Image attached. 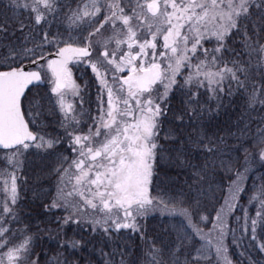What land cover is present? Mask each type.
<instances>
[{
  "label": "trees",
  "instance_id": "1",
  "mask_svg": "<svg viewBox=\"0 0 264 264\" xmlns=\"http://www.w3.org/2000/svg\"><path fill=\"white\" fill-rule=\"evenodd\" d=\"M84 1L66 0L60 3L56 0L54 13L51 11V5L43 7L42 3L33 0L27 2L30 8L35 7V13H27L22 8L9 11L0 5V24L7 26L6 34L0 32V49L10 44H26L28 48H32L34 45L31 41L35 40L38 44V38L43 32L75 42L74 36L78 39L80 32L69 31L65 27L70 12ZM20 2L23 3L24 0ZM137 2L138 0H124L123 4L130 11ZM259 11L252 8L250 15L247 18L241 17L239 21L241 26L248 25L247 30L251 37L250 41L245 42L248 47L240 48L241 42L231 46L235 47L236 52H249L248 56H239V61L246 67L249 64L252 66L244 77V88L234 91L231 96L224 95L219 109L215 107V101H209V111H205L199 122H193L195 127L185 125L184 128L177 129L175 122L162 125L161 135L165 132H176L181 138H190V141H185L182 156L178 157L176 153L166 154L165 159L161 161L162 167L157 170L158 178H155L150 186L152 194L157 195L156 200L140 204L135 209L133 218L141 229L140 235L124 230L114 234L109 248L104 249L105 252L116 249L117 255L112 257L113 264H120V260H123L124 264H228V258L233 264H243L242 257L237 253L244 252L245 246L250 257H254L258 264H264V253H259L252 246L248 236L241 231L243 217L237 219L240 211H233L237 203L239 208L246 205L247 201L242 198L253 189V183L264 184V162L259 157L264 151V136L258 134L264 130V104L259 102L264 100V68L258 58L259 47L264 43V14ZM35 15H42L44 19V23L38 27L34 23ZM21 24L25 26L23 31L20 30ZM253 24L262 30L256 32L253 30ZM234 38L241 39L239 36H233L232 39ZM94 49L96 50L95 47ZM88 77L89 72L86 69L82 76L86 80V87L82 92L83 101L87 104L83 116L92 120L89 113H93L99 95L96 91L91 92L96 86L93 85V79ZM43 80V83L33 87L31 91L37 99L31 100L30 106L27 99L23 101V107L27 110L26 116H29L30 111L34 113L35 120L40 125L31 124L29 121L31 127L39 130L41 134L46 133L45 139L61 136L67 143L63 135L55 133L57 129L49 114L50 102L47 99L48 80ZM79 82L82 84V81ZM231 87L236 89L235 84ZM183 94L177 89L176 98L169 101L173 109L169 112L168 120L174 119L177 109L183 111L180 104ZM256 95L257 102L250 106ZM202 99H207L206 93H202ZM252 116L258 119L253 120ZM199 139H203V143H192ZM205 146L215 150L206 152ZM30 151L33 154L20 155L16 169L22 195L20 201H23L22 211L20 209L18 213L22 218L21 224L26 225L29 230L22 231L31 233V237H28L31 241L28 240L26 249L21 252L26 259L22 263L30 264L34 261L37 264H56L59 256L61 259L68 257L69 264H97V257L91 253L103 247L104 234L99 232V229L113 227V223H109L107 216L103 215L106 214L104 210L101 212L98 208L97 210L88 206L87 214L79 217L81 223L74 225L72 231H62L57 224L54 233L50 235L48 233L52 228L47 217L43 219L40 216L46 213L35 216L38 215L35 209H42L38 201L53 197L52 169L59 165L67 166L69 157H73L72 152L63 145L52 150ZM4 152L6 151L0 153ZM64 154L68 157L66 161H63ZM0 161L3 162L1 158ZM3 166L1 163L0 167ZM197 172L199 176H196ZM61 173L62 171L54 173L56 184L65 181L64 176H59ZM241 189L244 191L241 192ZM60 191L61 188H57L55 193ZM229 205L231 208L227 210ZM219 208L220 211L225 208L226 213L224 226L220 229L217 228L221 224L219 220L216 228L214 225V213L219 212L216 211ZM249 212L254 214L256 208L250 207ZM114 217L111 215V220ZM203 217L206 219H202ZM127 222L131 223L132 219ZM93 228L98 231L96 237V233L92 232ZM211 235L217 240L218 252L212 249L208 250L207 255L202 253L200 256L197 249L210 244ZM259 235H264L260 228ZM236 237L241 239L240 243L234 241ZM65 239L81 241V247L76 249V256L71 255L70 247L65 250L58 244ZM38 256L41 258L36 260Z\"/></svg>",
  "mask_w": 264,
  "mask_h": 264
},
{
  "label": "snow or ice",
  "instance_id": "2",
  "mask_svg": "<svg viewBox=\"0 0 264 264\" xmlns=\"http://www.w3.org/2000/svg\"><path fill=\"white\" fill-rule=\"evenodd\" d=\"M46 3L47 0H45V4ZM164 3L166 8L170 6L169 0H164ZM177 3H181V0H171L172 7ZM192 4L194 5V9H185V6L181 3V10H186L188 13V21L187 23L181 24L182 31L180 35L184 36V41L189 52L188 58L183 62L185 65L184 70L191 72L192 69L188 67V65L196 60L197 56L202 58L196 64L198 79L194 78L196 79V83H193V80L189 79L185 84H179L178 81L183 79V77L178 75L173 78L171 87L164 85L166 90L161 96H157L155 99L151 96H145L144 94L150 93L153 90V85L160 81L162 73L156 72L155 75H152V66H145L144 60H140V72L143 76H149L150 79H147L142 85H136L135 82L132 84L128 83L129 68L126 67L116 69V71L120 73L118 83H114L117 81L115 75L111 76L109 79V69L102 68L100 63L98 64L91 60L93 50L87 42L83 47H75L71 39L65 40L49 32H43L38 38V44L35 40L31 41L34 45L32 48H28L26 44H10L8 47L0 49V76L14 74L20 78L18 83H14L10 89L9 119L13 127L9 139L12 142L8 144L0 142V152L8 148L13 150L19 149L21 155L27 156L33 154L30 150H52L63 145L69 152L75 153L76 146H83V142L90 139L86 134L69 131L71 125L79 126L80 120L70 115L74 111V105L72 102L66 100V96L69 92L73 95H78L77 89L79 87L73 79V70L70 64L83 63L89 68L93 74V78L98 81V86L106 92V98L102 95L101 99L98 101L99 114L97 115L105 119L106 128L112 127L116 122L118 118L116 111L121 104L132 109L134 101L135 107L147 114L141 122L144 135L133 137V143H137L138 146L124 149L122 144L119 145V151L121 153H128V158H122L119 163L130 169L138 168L142 177L140 182L135 184L130 183L124 191L131 192L135 196L141 195L144 183L151 185L152 181L158 178L157 170L162 167L161 161L165 159L166 154L176 153L178 157L182 156L181 153L184 152L185 141H190V138H181L176 132H165L161 135L162 125L175 122L177 129H182L185 125H192L195 127L193 122H199L205 111H209V101H215V107L219 109L222 105L221 99L224 95L231 96L234 91L244 88V77L252 67L251 64L246 67L238 60L241 54L248 56L249 52H236L234 48L229 47V41L231 37L239 36L242 41L240 47H248L245 43L251 40L247 30L248 25L245 24L241 26L239 22L240 17L243 15L247 18L252 8L258 11L264 8V0H200L199 3H197V0H192ZM237 4L241 5L242 11L241 7H234ZM244 4H248V6L245 7L243 6ZM0 5H3L9 11L14 8H22L27 13H35L36 11L35 7H29L27 0H24L23 3H21L20 0H7V3H5V0H0ZM233 11L235 13V19H233ZM226 20L230 22V27L227 26ZM193 21H195L196 27H189L193 24ZM34 23L37 27L44 23L43 16L35 15ZM24 27L25 26L21 24L20 30L23 31ZM252 27L256 32L262 30L257 28L255 24H253ZM186 28L189 31H195L197 33L192 40H189L188 37L184 35L183 30ZM0 32L6 34L7 26L5 24H0ZM212 41H215V44L211 48L205 46ZM159 44L162 45V47H160L158 51H152L150 48L147 52H143L141 49L145 59L148 57H151L152 60H156L157 57H159L160 60L165 59L166 53L169 50L168 46L165 45L163 38H160ZM153 47H155V45ZM172 50L177 51L174 47ZM98 55L101 58H107L109 63L113 58L112 54H110L107 49L101 51ZM228 56L233 57V59L229 61L227 59ZM136 59H139V54H137ZM209 61H211L217 69L216 75L219 77L218 81H211L212 84L218 85L215 90L207 86L209 81L204 80V74L200 72V65L203 64L206 68ZM229 65H231V67H229ZM154 67L155 69H159L163 67V65L157 63ZM223 73H227V75L225 76ZM42 77L47 78L50 85L48 95L51 96L55 94L58 97L60 111L65 117V123L61 125L64 128L63 135L66 134L70 138L67 143L61 136L45 139L46 133L41 134L39 130H32L29 127V121L26 119L27 110L23 107V101L27 99L32 88L41 83ZM110 80L111 83L109 82ZM109 84H111V86H109ZM232 84L236 85V89L231 87ZM177 89L184 93L180 99L183 111L177 109V114L174 119L168 120L169 112L173 109L169 101L176 98ZM125 91L131 95V100L122 99L121 93ZM202 93L207 94L206 100L202 99ZM256 102L257 95L253 97V102L249 105H254ZM259 102L264 104V100H260ZM105 108H107L106 114L104 113ZM120 114H126L131 121V127H136V121L132 111ZM185 115L187 116L186 120ZM109 118L112 124L107 123V119ZM92 127L97 126H90V130ZM128 127V125L125 126L126 135L124 139H128ZM99 134V129L97 128L96 135L98 136ZM258 134L264 136V130L259 131ZM113 142H115V137L113 138ZM192 143H203V139H199ZM204 150L206 152H212L215 149L205 146ZM88 151L91 152L92 149L89 148ZM101 155H103V153L97 151L94 155H91L89 159L95 161ZM114 156V152L108 154L109 163L112 165L117 164V161L113 158ZM259 157L260 160L264 162V151L259 154ZM64 159L66 160L67 158L65 157ZM3 162L10 165L12 159L11 157L4 156ZM96 166L95 164L91 165V167ZM81 167H83V161L76 165L77 170ZM99 167L103 168L104 165L101 164ZM52 171L54 173H60L61 170L58 167L53 168ZM115 171V169H110L107 173H95L96 179L90 181V183L95 186L97 180H99L101 185H103L104 181L107 180L109 184H111ZM90 174L91 173L87 170L84 173L85 176ZM196 176H199V172L196 173ZM101 177H103V179H101ZM260 189L261 192H264V186H261ZM15 191L14 188L13 193H15ZM240 191L243 192L244 189ZM99 194L101 196L105 194L108 196L114 195L112 192H107L103 187L100 188ZM12 199L13 203H15V195H13ZM103 203L105 207H108V201H104ZM42 207L45 213H55L60 210L61 206L53 200L48 204L42 205ZM92 207L95 209L97 205L92 204ZM236 210H240L243 213L244 225L241 231L248 236L252 246L255 247L259 253H264V235L258 236V226L264 231V211L259 208L255 212V218H252L247 215L244 209L239 208L238 203L233 208V211ZM126 215L129 219H132L131 223H115V227L99 229V232L104 234V244L103 247L91 253L97 257V264H113L112 257L117 255L116 249L112 248L108 252H105L104 249L109 248L114 234L116 235L124 230H128L130 233H134L137 236L140 235L141 229L135 224L132 213L129 211ZM202 219H206V217ZM237 219H241V217H237ZM56 223L60 226L62 231H72L73 226L81 222L78 219L73 220L71 218H65L61 221L60 218L57 217ZM92 232L96 233L94 237L98 235L96 228H93ZM27 242L28 241H26V243ZM89 243H91V241H89ZM58 244L65 250L70 247L72 249V256H76V249L81 247L80 240L65 239L58 242ZM246 249L245 246L244 252L237 253V255L242 257L243 264H258L254 257H250V255L247 254ZM225 251H227V249H225ZM120 255L122 257V254ZM20 258L21 257L18 255H10L8 257L10 261L13 259L19 260ZM40 258L41 257L38 256L36 260ZM56 264H69V258L63 257L61 259L58 256ZM120 264H124V261L120 260ZM228 264H233L232 260L229 258Z\"/></svg>",
  "mask_w": 264,
  "mask_h": 264
},
{
  "label": "rangeland",
  "instance_id": "3",
  "mask_svg": "<svg viewBox=\"0 0 264 264\" xmlns=\"http://www.w3.org/2000/svg\"><path fill=\"white\" fill-rule=\"evenodd\" d=\"M34 2L42 3V6L45 5H51V11L56 6V0H47V3L45 4V0H33ZM66 0H59V2L63 3ZM136 0H134L135 2ZM148 0H138L137 5L134 6L130 11L128 10L127 6L123 4L124 0H85L83 3H81L79 6L73 8V10L69 14V21L66 23V29L68 28L69 31H77L80 32L81 35H79V38H75V43L77 46L83 47L85 46L86 42L90 44L93 50V55L91 57V60L96 63H100L102 68H105V65H108L109 62L107 58H101L98 54L101 51H104L107 49V51L110 54H114L115 57L112 58L111 62L114 66L113 69H118L120 67H126L129 68L128 73V83L132 84L135 82L137 85V81H134V76H132L133 73L140 72V60L145 61V66H152L154 75L156 72L162 73L161 79L158 83L153 85V90L150 93H145V96H151L153 99H155L157 96H161L163 92L166 90L164 88V85H168L171 87L173 78L179 76H182L183 79H181L180 84H185V82L189 79L193 80V83H196L197 73H196V64L197 62L202 59L201 57L197 56L196 60L192 61L188 67L192 69L191 72L185 71V65L184 61L188 58L189 52L187 45L184 41V36H181L180 33L182 31L181 24L187 23L188 21V13L186 10H181V3L186 7L189 6V8L194 9V5L192 4V0H181V3H177L174 7L171 6V0H169V7L166 8L165 5L162 6L159 13L155 16H150L146 10H145V4ZM200 0H197V3H199ZM243 6H248V4H244ZM234 7H241V5L237 4ZM187 9V8H185ZM242 11V7H241ZM259 13L264 14V8H262ZM54 14H52L53 16ZM243 17V15H241ZM240 17V18H241ZM235 13L233 11V19H235ZM226 24L228 27H230V22L226 20ZM189 27H196L195 21H193V24ZM184 35L188 37L189 40H192L197 33L195 31H189L187 28L183 30ZM56 36V35H55ZM160 38L164 39L165 45L168 46V51L166 53L165 59L160 60L159 57L156 58V60H152L151 57H148L145 59V56L143 55V52H147L150 48L152 51H158L162 45L159 44ZM173 41V42H172ZM172 42V43H171ZM194 42V40H193ZM155 45V47H153ZM206 47L207 44L205 45ZM96 48V50L94 49ZM173 47L177 51H173ZM260 50L258 52V58L260 61V64L264 68V43L262 46L259 47ZM141 49L143 52H141ZM137 54H139V59H136ZM122 57V58H121ZM159 63L163 65V67L159 69H155V65ZM105 64V65H103ZM230 66V65H229ZM70 67H72L73 70V79L75 80L76 84L78 85L77 81L79 76L84 74L86 69H88L89 72V79H94L93 74L89 70V68L81 64H70ZM217 69L214 65L211 64V61L208 62L207 67L203 64L200 65V72L203 73V79L209 81L208 87L213 88L215 90L218 85H214L211 83V81H218L219 77L216 75ZM108 73H111L109 71ZM115 76L117 77V81L114 83H118V78L120 76V73L117 71L115 72ZM78 74L79 76H77ZM103 75V73H102ZM223 75H227V73H223ZM82 81V85H78V95H73L71 92H69L66 96V100L73 103V105L76 108L75 102L77 101V97H80V91L83 90L86 87V83L83 78H80ZM111 83V81H109ZM48 83V82H47ZM95 86H97L98 81L94 79ZM144 82H142L143 84ZM111 86V84H109ZM48 91L50 90V85L48 83ZM101 91V90H100ZM99 91V92H100ZM203 91V90H202ZM219 95V93L217 92ZM102 95L106 98V92L102 90ZM99 97V100L101 99V96ZM50 104L55 102L58 105L57 111H60L59 104H58V97L53 94L51 96L47 95ZM122 99L128 98V100H131L132 97L125 91L124 93H121ZM37 99L36 95H32L31 93L28 94L27 100L35 101ZM98 100V101H99ZM98 103V102H97ZM37 104V102H35ZM74 108V109H75ZM97 108L99 110V104L97 105ZM51 108L49 107V112H51ZM124 111V113H127L128 111L133 112L134 119L136 121V126L139 124L138 130L136 131V127H131V121L129 120L128 116L121 115L120 113ZM122 111H116L117 120L110 128L105 127V119L100 118L97 116L96 119V126L93 128V130L89 133V140L90 141H84L83 146H79L81 148L80 154L74 161V164L77 165L80 163V160L84 161L83 165L86 167H91V165L95 164L96 167H91L94 173H91L88 181H92L95 178V173L98 172L99 165L105 164V160H108L107 154L109 153H115V156L117 153L120 155V158H128L124 153H121L119 151V145H123L124 149H127L129 147H132L134 145L133 143V137H136L139 133V131L142 129V120L147 115L146 113L141 112L139 109L135 107V102L133 101V108L129 109L126 106L122 108ZM107 108L104 109V113L106 114ZM99 114V112H98ZM56 117V116H54ZM31 118L33 119V124H38L35 120V116L32 114ZM64 117L62 118V120ZM253 120L258 119L256 116H252ZM108 124H112L111 119H107ZM128 125V139H124L126 133H125V126ZM97 128L99 129V135H96ZM115 137V142H113V138ZM107 146V147H105ZM100 148L103 150V155L99 160L95 161L94 163L85 162L86 153L88 152V149L91 148ZM20 150H11L4 153H0V158L3 160V157H11L12 163L7 167L4 162L0 161V164L2 163L4 166L0 167V201H3L4 207H7L8 213L10 215L5 221L0 220V264H27L22 263L23 261H26L25 257L21 252L25 250L27 243L26 241H31V239H28L29 234H24L25 237L23 239H20L22 237L21 235H18L14 228H11V225L15 227L16 223V217L14 215L13 209L17 206L19 201L21 200L20 197L21 191H20V184H19V176L17 173V167L18 162L20 159ZM114 156V157H115ZM75 157V158H76ZM125 158V159H126ZM109 163V162H108ZM73 164V166H74ZM99 167V168H98ZM241 168V167H239ZM238 169V168H237ZM126 175L130 178V180L137 179L136 182H140L142 177L140 174V170L137 169H129V171L126 173ZM126 183V182H124ZM147 183H144L143 186H146ZM127 186V185H125ZM264 186V184L259 183H253V186L246 195L244 196V201H247L246 205L240 209H244L247 212V215L249 217L255 218V213H250L249 209L250 207H255L256 211L258 208H261L263 211L264 209V192H261L260 187ZM15 188V193H13V189ZM68 190V189H67ZM69 193L71 194L72 191L69 190ZM261 193V194H260ZM64 195H67L68 192L64 191ZM90 193H88L85 197H88ZM13 195H15V203H13ZM242 195V194H241ZM82 196V195H81ZM143 197V196H142ZM141 197V198H142ZM144 198V197H143ZM129 199L133 200L138 199V196L130 195ZM241 199V198H240ZM141 201H145L142 199ZM239 201V200H238ZM241 201V200H240ZM132 202V201H131ZM130 202V203H131ZM104 206V205H103ZM105 207V206H104ZM121 212H127V209L130 208V206L127 205H120L119 207ZM231 206L229 205L226 209L230 210ZM224 210L220 211L219 209H216V212L214 213V225L215 228L217 226V221L221 222V224L217 227L218 229L222 228L225 223L226 219V213H224ZM240 211V210H239ZM66 213H71L69 211H66ZM217 215V216H216ZM251 215V216H250ZM239 217H243V213L240 211ZM10 219L12 221L10 222ZM243 220V219H242ZM120 224H123L126 222L122 221ZM224 222V223H223ZM11 224V225H10ZM244 225V220L242 222V225ZM112 227V226H111ZM115 227V225H113ZM259 228V226H258ZM243 234V233H242ZM240 236V234H239ZM212 242L210 244H205L200 246L197 250H199V255L201 256L202 253L207 255L208 250L216 249L218 252L219 248L217 247V240L215 237H212ZM236 243H240L241 239L239 237H236L234 240ZM234 243V242H232ZM12 255H18L21 258L19 260H9L8 257ZM36 262H31L30 264H35ZM76 264V263H73Z\"/></svg>",
  "mask_w": 264,
  "mask_h": 264
},
{
  "label": "flooded vegetation",
  "instance_id": "4",
  "mask_svg": "<svg viewBox=\"0 0 264 264\" xmlns=\"http://www.w3.org/2000/svg\"><path fill=\"white\" fill-rule=\"evenodd\" d=\"M160 2L163 4V6L165 5L164 0H160ZM185 8H189V6H186ZM240 42H242L241 39H235V38L232 39V37H231V40L229 41V47L231 48L232 45H234V46L238 45V43H240ZM214 44H215V41H212L210 43H207V46H209V48H211ZM234 49H235V47H234ZM112 56L115 57L114 54ZM227 59L229 61H231L233 59V57L228 56ZM239 59L240 58L238 57V60ZM107 66H109V71H111V73H108V78L110 79L111 76L115 75L116 74L115 72H117V71L115 69H113L114 66H113L112 63H109ZM229 67H231V66H229ZM136 72L133 73L132 76L134 74H136ZM76 75L79 76L78 74H76ZM82 76L83 75H81V77L79 76V78H82ZM78 85H80V84L78 83ZM102 90L103 89H101L98 86V84H97V87H95L94 90L91 91V92L96 91L97 94L100 96V95H102ZM124 99H128V98H124ZM124 107H125V105L121 104L120 107L117 110L118 111H122V108H124ZM121 113H124V111H122ZM79 120H80V125L79 126L71 125L70 128H69V131L79 132V133H83V134L87 135V133L84 132L85 131L84 128H86V127L90 128V126H92V125L88 121L87 122L89 124L85 125V123H86L85 120H82V119H79ZM63 123H65V121L62 122V123L59 122V123L54 125L56 127V129H57V131L55 132L56 134L60 133L61 130L59 131V129H60V127H62L61 125ZM94 125H96V123H94ZM138 127H139V124H137V126H136V131L138 130ZM93 128H95V127H92L91 130H93ZM61 129L64 130L63 127ZM138 133L139 134L137 136H143L144 135V132H143L142 129ZM65 137H66V140L70 139L67 135H65ZM87 141H90V140H87ZM137 146H138V144L134 143V145L132 147H137ZM124 155H126L128 157V153L127 152L124 153ZM107 157H108V154H107ZM113 158L117 161V164L112 165V164L108 163L109 160H105L104 161L105 164H103L104 167L98 169V172H97V173H99V172L107 173L110 169H115L116 171H115V173L113 175L111 184H109V182L107 180H105L103 185H101L100 181L97 180L96 185L93 186L88 181V179H89L91 174L87 175V176L84 175L86 170L89 171L90 173H94L95 172V171L92 172L93 169L91 167H86L85 165H83V167L79 168L78 170L76 168V165H74L73 168L64 167L63 170H65V171H70L71 170L72 171V175L68 179L69 188H68V191H66V192H68V195H70V200L71 201H61L60 197H53V200L57 204H59L61 206L60 208L65 207L67 202L75 203L82 210V212H81L82 215L84 213H86L88 206L92 207V204H96L97 208H103V209H109V210H112L111 206H113L114 210H116L119 213L121 212L120 208H116V207H119L120 205H128V206L133 205L134 203L131 202L133 200L129 199V196L133 195V194L131 192H125L124 190L130 183H132V184L137 183L136 182L137 179L135 178L133 180H130V178L126 175V173L129 171L130 168H128L127 166H122L119 163L121 158H120V155L118 153ZM97 160H99V158L96 159L95 161H97ZM74 161L75 160H73V164H74ZM81 161L82 160H80V162ZM95 161L90 160L89 159V155L86 153L85 162L94 163ZM76 162H77V160H76ZM83 163H84V161H83ZM121 169H123V170H121ZM101 179H103V177H101ZM124 182H126V183H124ZM54 183L56 184L55 175H53V186H54ZM61 184L62 183H58V185H61ZM63 185L65 186V182L63 183ZM125 185H127V186H125ZM150 186L151 185H148V184H146V186H143L142 194L138 196V199H134V201H141L142 199H144L145 201H152V197H151L152 194H151V191L149 190V188H151ZM101 187H103L107 192H112L114 195L108 196V195L105 194V195L101 196L99 194V190H100ZM69 190L72 191L71 194L69 193ZM88 193H90L89 196L85 197ZM54 195H55V192L53 191V196ZM104 201H108L109 202L108 207H104L103 206L104 205V203H103ZM46 202L48 204L50 201H46ZM129 211L131 212L130 208L127 209V212H129ZM127 212H121V214H123L124 216H127L126 215ZM6 215H7V207H4L3 201H0V219H2L3 217H6ZM50 215H52V216H50V221L52 222V230L49 233L53 234L54 233V228H55L54 224L56 222V218L57 217H55L53 212H50ZM111 215H113V213H111ZM60 217L61 216H59V218ZM62 218L65 219V218H71V217H70V215H64ZM118 219L119 218H117V217L113 218L112 222H116V221H118Z\"/></svg>",
  "mask_w": 264,
  "mask_h": 264
},
{
  "label": "water",
  "instance_id": "5",
  "mask_svg": "<svg viewBox=\"0 0 264 264\" xmlns=\"http://www.w3.org/2000/svg\"><path fill=\"white\" fill-rule=\"evenodd\" d=\"M146 8L149 13L156 14L160 8L159 0H151L146 4ZM152 75H154V72H152ZM147 79H150V77L144 76L139 82L145 83ZM19 80L20 78L14 74L0 76V142L5 144L12 142L9 137L11 135L13 124L9 119L10 101H5L4 96L6 94H11L10 89L13 84L18 83ZM96 152H94L93 155Z\"/></svg>",
  "mask_w": 264,
  "mask_h": 264
}]
</instances>
